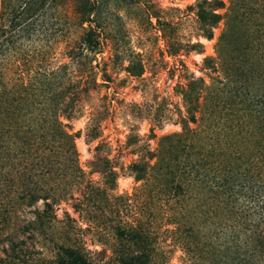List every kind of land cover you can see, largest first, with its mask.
Returning <instances> with one entry per match:
<instances>
[{
	"label": "trees",
	"instance_id": "1",
	"mask_svg": "<svg viewBox=\"0 0 264 264\" xmlns=\"http://www.w3.org/2000/svg\"><path fill=\"white\" fill-rule=\"evenodd\" d=\"M90 2L80 9L72 0H0V264H94L57 236L75 221L65 211L71 222L59 225L57 207L85 177L75 142L80 132L70 123L92 108L86 136L95 140L111 113L101 93L113 79L98 61L104 42L90 26ZM203 2L207 8L197 16L210 38L224 3ZM228 19L222 74V66L206 57L205 68L217 77L208 84L191 74L182 88L181 121L197 127L172 136L175 161L142 147L143 161L130 166L136 181L150 172L169 174V198L158 205L152 229L146 223L118 229L130 248L119 251L115 264H164L153 224L167 212L173 233H186L183 247L200 264H264V0H236ZM71 20L81 34L59 52ZM236 26L244 29L243 44L229 36Z\"/></svg>",
	"mask_w": 264,
	"mask_h": 264
},
{
	"label": "rangeland",
	"instance_id": "2",
	"mask_svg": "<svg viewBox=\"0 0 264 264\" xmlns=\"http://www.w3.org/2000/svg\"><path fill=\"white\" fill-rule=\"evenodd\" d=\"M72 1L76 3L75 8L76 5L80 9L88 7V0ZM203 1L90 2L95 7L90 13V26L101 33L104 42L98 61L105 63L113 79L110 87L101 93L107 96V103L111 102V113L103 121L102 137L95 140L86 136L92 108L87 106L85 114L70 123L73 132H80L75 142L85 177L80 186L71 187V192L64 196L67 200L57 207L59 225L71 222L65 211L75 220L57 236L62 240L69 239L70 244L81 249L94 264H115L119 251L130 248L119 237L118 229L136 228L140 223H146L152 229L158 205L168 202L165 185L170 181L169 174L151 176L150 172L146 180L136 181L130 166L143 161L142 147L153 152L160 149L168 162L175 161L171 151L172 136L182 132L184 126L197 127L192 122L181 121V116L186 115L181 92L188 83L187 76L202 77L209 84L219 73L205 68L204 59L214 58L219 67L222 66L221 74L226 65L220 46L227 31L228 14L236 0H220L224 7L217 12L222 18L211 28L210 38L205 36L197 16L201 6L207 8ZM70 25L71 31L60 38L59 52H64L67 42L78 39L81 34L77 22L71 20ZM88 26L86 22L84 27ZM242 33L244 29L236 26L229 36L235 37V43L238 40L243 44ZM198 42L202 46L187 50L188 45ZM157 161L156 157L150 163L154 165ZM110 166L115 175L109 173ZM70 194L74 199H70ZM38 207L43 208L42 201ZM35 209L33 206L30 213H26L29 219H34ZM19 215L23 217L21 213ZM13 222L18 220H13L11 225ZM170 222L171 214L167 212L160 217L158 225L153 224L160 233L161 256L158 260L164 264H200L183 247L181 237L186 233H173L175 225Z\"/></svg>",
	"mask_w": 264,
	"mask_h": 264
}]
</instances>
